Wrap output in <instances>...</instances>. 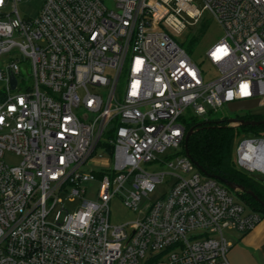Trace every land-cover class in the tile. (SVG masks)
<instances>
[{
  "label": "built area",
  "instance_id": "built-area-1",
  "mask_svg": "<svg viewBox=\"0 0 264 264\" xmlns=\"http://www.w3.org/2000/svg\"><path fill=\"white\" fill-rule=\"evenodd\" d=\"M19 1L0 0V56H10L0 69V264H141L147 252L144 264H229L226 230L246 233L263 215L180 153L184 113L264 106V0H42L34 18ZM205 11L224 31L205 53L209 79L169 32ZM24 61L28 85L17 77ZM261 134L238 137L233 162L264 182ZM118 193L139 216L111 224Z\"/></svg>",
  "mask_w": 264,
  "mask_h": 264
},
{
  "label": "rangeland",
  "instance_id": "rangeland-1",
  "mask_svg": "<svg viewBox=\"0 0 264 264\" xmlns=\"http://www.w3.org/2000/svg\"><path fill=\"white\" fill-rule=\"evenodd\" d=\"M42 3V0H21L17 3V9L22 17L34 18L38 12V9ZM196 5L201 6L199 0H195ZM105 4L109 7H113L112 0H105ZM169 32L172 34L173 38L180 43V45L186 50L187 54L191 57V59L198 64L201 70L204 73L205 79L214 78L217 75L216 69L211 66L206 59L205 53L206 51L212 47L217 41H219L223 35V28L219 23H217L213 17L209 14V12L205 11L200 19V21L193 26H188L184 31L179 34H174L170 30ZM9 55L0 56V69H3L5 66V62L3 60L9 59ZM30 74V63L28 61H24L20 63V73L18 74V79L21 85L31 84ZM124 81L121 80L119 91L123 88ZM5 80L0 78V92L4 90ZM250 112L253 114H262L264 115V106H258L253 108L252 110H236L230 111L226 104L222 105L220 108L216 110H211L207 114L202 117H196L197 120H225L227 121L229 118L240 117L243 114ZM191 116V109H187L184 113V119L189 120ZM237 127V126H235ZM262 133L264 136V129H260L258 133ZM248 133L239 132L236 130L234 136V145L232 151V160L233 153L236 144V140L238 137H242L247 135ZM175 150L170 149L166 151L168 154H174ZM4 160L10 164H16L19 162L20 158L16 155H13L10 152H6L4 155ZM87 168H91L95 171H99L101 168L97 165H88ZM149 170H165L166 166H158L151 168L147 166ZM173 180L164 181L161 184H158L153 193L149 194L148 198L143 197L138 205V209L142 208V206L148 201H156L159 199L172 185ZM98 183L95 181H89L85 183V187L87 189V198L96 199V191L98 189ZM122 195L120 193L116 194L111 201L109 202V221L111 224H121L131 220L136 219L139 216L138 212L132 211L128 209L124 203L122 202ZM77 203H68L67 207L73 210ZM55 210H53L49 216L48 220L53 219V214ZM227 235V230H226ZM152 254L150 252L146 253V256L143 260H141V264H144L145 261L151 257Z\"/></svg>",
  "mask_w": 264,
  "mask_h": 264
},
{
  "label": "trees",
  "instance_id": "trees-1",
  "mask_svg": "<svg viewBox=\"0 0 264 264\" xmlns=\"http://www.w3.org/2000/svg\"><path fill=\"white\" fill-rule=\"evenodd\" d=\"M240 118L245 120H260L264 118V115L247 112L240 116ZM184 121L186 131L194 127V131L188 141V149L191 157L208 174L218 175L241 184L246 189L252 190L264 202V182L238 169L232 160L236 130L244 133H257L260 129H264V125L235 127L229 125L225 120H197L195 117H190L189 120ZM180 153H184V151L181 150ZM230 191L233 192L232 190ZM233 193L251 209L261 212L264 215L263 204L250 194L239 190Z\"/></svg>",
  "mask_w": 264,
  "mask_h": 264
},
{
  "label": "crops",
  "instance_id": "crops-1",
  "mask_svg": "<svg viewBox=\"0 0 264 264\" xmlns=\"http://www.w3.org/2000/svg\"><path fill=\"white\" fill-rule=\"evenodd\" d=\"M226 237L231 243L229 264H264V215L250 231L239 233L229 229Z\"/></svg>",
  "mask_w": 264,
  "mask_h": 264
},
{
  "label": "water",
  "instance_id": "water-1",
  "mask_svg": "<svg viewBox=\"0 0 264 264\" xmlns=\"http://www.w3.org/2000/svg\"><path fill=\"white\" fill-rule=\"evenodd\" d=\"M15 84H16V80H15L14 76H11L12 88H14ZM257 106H258L257 100H242V101H234V102H228L227 103V107L230 111L251 110L253 108H256ZM227 123L231 126H259V125H264V118L260 119V120H245L242 118L233 117V118H229L227 120ZM193 131H194V127H191L186 131L185 136H184V143H183L184 153L193 162V164L204 175L211 177V178H214V179H217L218 181H220L222 184H224L228 189L232 190L233 192L239 190V191L246 192V193L250 194L253 198H255L257 201L261 202L264 206V202L261 201L252 190L246 189L241 184H238L236 182H233V181L228 180L226 178H223L221 176L208 174L204 170V168L191 157V155L189 153V149H188V141H189V138L192 135Z\"/></svg>",
  "mask_w": 264,
  "mask_h": 264
}]
</instances>
